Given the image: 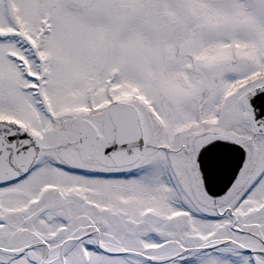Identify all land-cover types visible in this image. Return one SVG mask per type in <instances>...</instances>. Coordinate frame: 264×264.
<instances>
[{
    "label": "snow or ice",
    "instance_id": "obj_1",
    "mask_svg": "<svg viewBox=\"0 0 264 264\" xmlns=\"http://www.w3.org/2000/svg\"><path fill=\"white\" fill-rule=\"evenodd\" d=\"M0 264H264V0H0Z\"/></svg>",
    "mask_w": 264,
    "mask_h": 264
}]
</instances>
